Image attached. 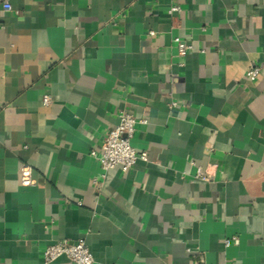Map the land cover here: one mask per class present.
Listing matches in <instances>:
<instances>
[{
	"label": "crops",
	"instance_id": "0c3cea01",
	"mask_svg": "<svg viewBox=\"0 0 264 264\" xmlns=\"http://www.w3.org/2000/svg\"><path fill=\"white\" fill-rule=\"evenodd\" d=\"M122 109L148 158L104 171ZM80 238L91 264H264V0H0V264Z\"/></svg>",
	"mask_w": 264,
	"mask_h": 264
},
{
	"label": "built area",
	"instance_id": "2783aa9c",
	"mask_svg": "<svg viewBox=\"0 0 264 264\" xmlns=\"http://www.w3.org/2000/svg\"><path fill=\"white\" fill-rule=\"evenodd\" d=\"M2 7L6 10L10 9V5L4 2ZM179 11V6L171 5L170 12ZM177 48L180 55H184L189 46L176 39ZM259 73L258 66H251L245 73L246 78L254 81ZM50 102V97L44 95L42 103L47 105ZM176 106L175 101L170 102V107ZM137 122L144 123V119L137 120L133 114L125 109L118 113V123L110 128L102 141L99 152L91 151V155L95 156L99 161L101 168L104 171L120 167L123 172H127L136 162L141 159L146 161L148 156L146 151H136L130 144V139L134 132V127ZM21 182L28 185L32 182L30 169L22 167L20 170ZM202 180H206L205 176H201ZM227 243V242H226ZM64 256L73 264H91L93 258L83 239H77L74 242H58L50 244L45 248L44 261L50 263L58 257Z\"/></svg>",
	"mask_w": 264,
	"mask_h": 264
}]
</instances>
